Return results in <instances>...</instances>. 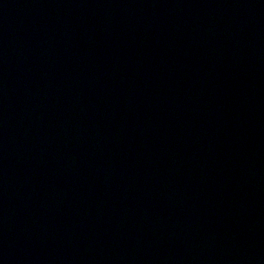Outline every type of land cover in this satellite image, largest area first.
<instances>
[{"label":"water","instance_id":"water-1","mask_svg":"<svg viewBox=\"0 0 264 264\" xmlns=\"http://www.w3.org/2000/svg\"><path fill=\"white\" fill-rule=\"evenodd\" d=\"M0 264H264V0H0Z\"/></svg>","mask_w":264,"mask_h":264}]
</instances>
